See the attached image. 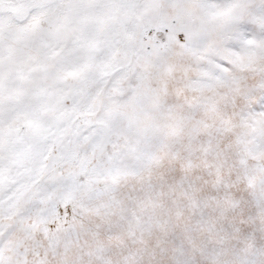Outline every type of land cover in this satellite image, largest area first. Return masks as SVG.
I'll list each match as a JSON object with an SVG mask.
<instances>
[{"label":"snow or ice","instance_id":"snow-or-ice-1","mask_svg":"<svg viewBox=\"0 0 264 264\" xmlns=\"http://www.w3.org/2000/svg\"><path fill=\"white\" fill-rule=\"evenodd\" d=\"M0 264H264V0H0Z\"/></svg>","mask_w":264,"mask_h":264}]
</instances>
